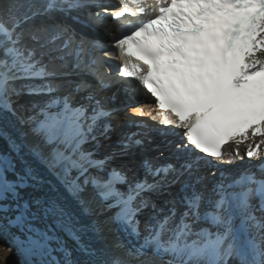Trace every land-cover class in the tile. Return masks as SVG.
<instances>
[{
    "label": "snow or ice",
    "instance_id": "snow-or-ice-1",
    "mask_svg": "<svg viewBox=\"0 0 264 264\" xmlns=\"http://www.w3.org/2000/svg\"><path fill=\"white\" fill-rule=\"evenodd\" d=\"M73 7L99 5L95 0H45L43 12ZM28 12L43 14L33 11L31 4L0 0V119L6 120V113L12 112L11 97L22 88L37 95L55 91L51 83L15 87L16 81L59 75L43 62L45 55L52 51L73 54L65 53L71 38L64 39L59 27L44 42L47 27L17 31L31 18ZM110 16L113 23L109 25L104 24L103 14H89L92 23L103 24L111 34V47L117 50L91 45L87 66L97 75L98 88L78 85L68 95L40 105L27 121L21 119V123L35 124L32 132L50 149L45 155L41 147H33L32 155L50 171L59 169L56 175L85 212L91 211L94 200L107 209H118L109 221L136 243L117 244L120 251L104 264H264V0H119L118 10ZM56 40H63V46L45 51ZM93 50L119 60L118 77L136 83L154 99L153 104L132 109L162 126L151 131L177 130L172 134L179 139L172 142L169 159L178 168L173 163L154 167L145 161V177L134 183L116 169L107 176L89 175L90 168L102 169L104 162L94 160V154L83 151L82 145L109 130V125L99 124L110 112L96 95L113 79L101 71L105 62L93 57ZM84 54L82 46L74 52L78 60ZM85 90L87 95L74 106L75 95ZM9 144L22 160L21 145L10 138ZM245 157L248 166L237 176L228 166ZM200 169L210 170L213 177L218 174L207 201L193 184L190 192L170 201L166 213L154 215L142 232L137 215L148 202L141 194L168 182L170 171L183 175ZM73 170L79 175L69 181ZM42 183L30 166L18 172L11 155H0V213H12L4 216L7 224L2 226L15 227L22 234V238L14 236V241L25 264H61L53 256L55 251L64 254L63 264H76L55 231L63 230L79 244L84 226H77L75 216L58 197H25L23 189ZM89 184L93 192L85 195ZM123 184H128L127 191L117 187ZM178 205L183 210L173 223ZM37 220L44 227H37ZM202 223L208 226L195 227ZM98 229V224L93 225V230ZM53 241L60 247L54 249ZM10 251L3 249L5 254ZM80 251L88 257L84 264H98L87 247L81 245Z\"/></svg>",
    "mask_w": 264,
    "mask_h": 264
},
{
    "label": "bare ground",
    "instance_id": "bare-ground-1",
    "mask_svg": "<svg viewBox=\"0 0 264 264\" xmlns=\"http://www.w3.org/2000/svg\"><path fill=\"white\" fill-rule=\"evenodd\" d=\"M7 3L8 0H5ZM105 6V7H104ZM101 7L102 10H106V5ZM91 12H96L93 7H91ZM119 8V7H118ZM118 8H115L118 10ZM107 24H112L113 21L111 18L106 19ZM39 28V27H37ZM56 28V27H54ZM22 27L20 30H23ZM36 29V28H35ZM34 29V30H35ZM25 36V40H27ZM106 44L111 47V37L107 38ZM113 48V47H111ZM48 67H53V60L46 62ZM51 84L53 86H64L61 84V80L51 79ZM55 81V82H54ZM69 83L73 81L72 79L67 80ZM68 83V84H69ZM28 84L23 81H16L15 87L21 88L22 85ZM131 86L135 88V91L139 92L142 88L136 83L131 81ZM22 92L19 95H13L11 97V106L12 112H7V119H0V132L3 134L0 135V155L9 154L11 155L16 163V170L18 172H23L25 166H30L35 174H37L43 183L38 187H27L22 190L25 197L34 196L37 198H43L47 196H55L59 198V202L66 205L67 208L72 212L76 218L77 226H84V230L80 232L79 235V244L68 236L66 232L61 229L55 231V235L63 242V246L71 253V259L76 262V264H84L88 257L80 251V246L87 247L95 254V259L98 264H104L108 261L113 254H117L120 250L116 248L117 244L123 245L124 247H130L127 244V239L124 232L118 227V225L109 221V217L114 216L115 212L118 209H107L105 206L101 205L98 200H94L91 204V211L85 212L81 209L80 204L76 201L71 193L68 191L65 183L62 182L60 178L56 175V172H59V169L50 171L48 167L42 163L39 159L32 155L30 149L33 147H41L44 154L47 155L50 149L44 147L39 136L32 132V128L35 126L34 123H21V119L27 121L28 117L34 116L39 112V106L48 102V99L44 94L38 96H29L27 94V89L22 88ZM56 90L55 92H58ZM143 92V91H142ZM106 93L105 91L97 92L96 99H100L101 103L106 102ZM84 94V93H83ZM54 97H61L60 94L54 95ZM108 99H111L108 97ZM137 99H135L136 101ZM80 100H76V103H79ZM137 104L130 103L125 111L127 114H130L137 118L146 117V115L140 116L135 114L132 109L140 107L142 102ZM35 105V107H34ZM146 111V110H145ZM13 112L15 115H13ZM123 112H113L112 115L107 116L106 118L99 121L101 126L109 125V130L104 136H99L95 141H89L82 145V150L86 152H92L93 159H103L102 169L90 168L89 175H101L107 176V173L116 169L123 172L127 177L129 183H134L139 180L141 172L139 168L135 166L134 162L141 161L142 157L144 159L152 160L153 156L158 153V150H153V152H144L141 150V154H135L131 159L128 154H124L123 151H116L120 146L116 143L119 140L122 124L125 120L129 119V116ZM42 119V117H38ZM9 138L14 140L18 145H21L19 157H22V160L16 156V153L11 150L9 144ZM159 149V148H158ZM115 150V151H113ZM153 155V156H152ZM105 157H109L107 160ZM140 159V160H139ZM78 172L73 170L67 179L73 180L78 176ZM13 175L9 174V179H13ZM83 177L79 178V182L83 183ZM150 179V178H149ZM151 183V182H150ZM121 191H127L128 184L117 185ZM172 190L174 188L171 187ZM93 189L89 184L86 187L85 195L92 194ZM177 192V191H176ZM174 196L175 193H172ZM169 194L165 193V185L163 184L159 189H153L150 191H145L141 194V198L145 199L147 207L143 208L142 211L137 215V220L140 222V229L143 232L145 225L151 224L152 217L158 213H166V206H169L170 200L167 199ZM183 209L178 206V212ZM203 210V209H202ZM5 215H12V213H0V264H25V258L23 254L17 249V246L14 241V236H21L22 234L15 227H3L6 225L7 221L4 219ZM178 214L175 218V222H178ZM51 224V220L47 221ZM37 227H44V222L37 220L34 222ZM99 225L98 230H93V225ZM196 227V226H195ZM199 228L198 226L196 227ZM52 247L54 249L59 248L60 245L55 241L52 242ZM11 249L10 252L4 253L3 249ZM53 256L58 258L63 264L64 254L61 251L53 252Z\"/></svg>",
    "mask_w": 264,
    "mask_h": 264
},
{
    "label": "rangeland",
    "instance_id": "rangeland-1",
    "mask_svg": "<svg viewBox=\"0 0 264 264\" xmlns=\"http://www.w3.org/2000/svg\"><path fill=\"white\" fill-rule=\"evenodd\" d=\"M90 175H92V173H91ZM118 186H119V185H118ZM124 234H125V236H126L127 244H128L129 246H131L132 244L136 243L135 238H133V237L127 235L125 232H124Z\"/></svg>",
    "mask_w": 264,
    "mask_h": 264
}]
</instances>
